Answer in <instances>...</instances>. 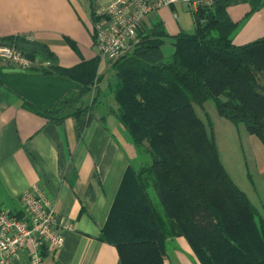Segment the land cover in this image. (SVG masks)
I'll return each instance as SVG.
<instances>
[{"label": "trees", "instance_id": "trees-1", "mask_svg": "<svg viewBox=\"0 0 264 264\" xmlns=\"http://www.w3.org/2000/svg\"><path fill=\"white\" fill-rule=\"evenodd\" d=\"M260 1L214 0L193 15L192 34L174 38L168 58L161 51L163 28H139V42L112 64L117 78L112 113L149 158L139 170H126L102 229L121 264H164L166 242L180 236L200 264H264V215L258 216L225 171L210 122L207 127L194 110L212 100L221 117L242 123L264 146V36L234 45L237 25L227 14L229 6L244 2H255V11ZM0 44L14 46L32 62L49 63L42 72L83 86L79 95L67 94L50 107L29 108L50 120L82 111L74 105L90 92L99 58L62 68L44 44L20 37L0 38ZM34 69L41 68L28 71Z\"/></svg>", "mask_w": 264, "mask_h": 264}, {"label": "crops", "instance_id": "crops-1", "mask_svg": "<svg viewBox=\"0 0 264 264\" xmlns=\"http://www.w3.org/2000/svg\"><path fill=\"white\" fill-rule=\"evenodd\" d=\"M114 1L0 0V38L44 44L59 67L71 68L98 58L92 19ZM253 3L227 8L237 25L231 37L236 46L264 36V0L255 11ZM156 25L167 34L161 46L165 58L172 55L176 36L194 32L193 15L184 4L151 11L140 30ZM168 47L172 52L166 57ZM112 64L99 62L90 92L74 105L79 114L53 120L29 106L50 107L67 94L79 95L83 86L42 72L49 63L39 59L32 66L38 71L0 65V208L20 212V195L32 187L53 203L59 222L70 227L61 229L63 247L46 264H121L116 248L103 241L102 229L126 170L136 164V149L112 113L117 109ZM164 264L200 262L180 236L166 242Z\"/></svg>", "mask_w": 264, "mask_h": 264}, {"label": "built area", "instance_id": "built-area-1", "mask_svg": "<svg viewBox=\"0 0 264 264\" xmlns=\"http://www.w3.org/2000/svg\"><path fill=\"white\" fill-rule=\"evenodd\" d=\"M214 0H115L93 24L97 56L115 63L138 42L137 32L145 15L164 6L184 4L192 15L211 8ZM30 39V37H26ZM0 65L27 71L33 62L14 46L0 44ZM20 212L0 208V264H46L61 250L64 238L53 203L38 188L20 195Z\"/></svg>", "mask_w": 264, "mask_h": 264}, {"label": "rangeland", "instance_id": "rangeland-1", "mask_svg": "<svg viewBox=\"0 0 264 264\" xmlns=\"http://www.w3.org/2000/svg\"><path fill=\"white\" fill-rule=\"evenodd\" d=\"M171 47L165 48L164 54L168 57ZM115 81V76L112 77ZM197 116L208 127V121L216 142L219 159L234 184L245 193L248 200L255 207L258 216L264 215V146L253 135L249 134L242 123L233 125L221 117L212 100L204 103L203 107L195 106ZM209 129V128H208ZM131 141V140H130ZM146 145V144H145ZM135 148L134 161L129 167L139 170L149 162L148 155ZM152 205L159 213L162 209L154 193L149 191ZM258 216L256 219H258Z\"/></svg>", "mask_w": 264, "mask_h": 264}]
</instances>
